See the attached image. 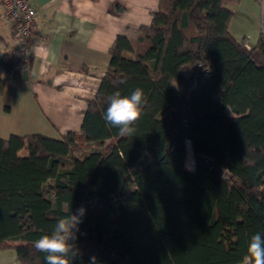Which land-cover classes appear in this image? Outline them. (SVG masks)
<instances>
[{"label": "trees", "instance_id": "trees-1", "mask_svg": "<svg viewBox=\"0 0 264 264\" xmlns=\"http://www.w3.org/2000/svg\"><path fill=\"white\" fill-rule=\"evenodd\" d=\"M226 1L159 0L135 43L119 35L79 133L0 139V250L46 264L34 241L84 206L74 264H242L264 236V33L239 42ZM18 63L0 60V95ZM136 88L147 102L121 136L107 97Z\"/></svg>", "mask_w": 264, "mask_h": 264}, {"label": "crops", "instance_id": "crops-1", "mask_svg": "<svg viewBox=\"0 0 264 264\" xmlns=\"http://www.w3.org/2000/svg\"><path fill=\"white\" fill-rule=\"evenodd\" d=\"M28 1L36 11V40L30 69L21 71L19 80L6 77L0 139L33 134L60 139L80 132L116 38L124 35L135 43L138 30L151 24L159 0ZM226 6L233 12L231 34L249 48L255 46L264 33V0H227ZM17 44L16 28L3 19L0 7V48ZM0 264L20 263L14 250H0Z\"/></svg>", "mask_w": 264, "mask_h": 264}, {"label": "clouds", "instance_id": "clouds-1", "mask_svg": "<svg viewBox=\"0 0 264 264\" xmlns=\"http://www.w3.org/2000/svg\"><path fill=\"white\" fill-rule=\"evenodd\" d=\"M107 100L108 106L102 117L105 123L117 128L121 136L133 135L135 122L140 119L147 102L143 90L136 88L130 95L116 91ZM85 215L84 206L77 208L69 216L57 219L50 234H44L34 241L36 251L45 254L46 264H74L80 255L75 242L79 239V226ZM88 264H97V257L90 256ZM242 264H264V236L261 233L251 236Z\"/></svg>", "mask_w": 264, "mask_h": 264}, {"label": "built area", "instance_id": "built-area-1", "mask_svg": "<svg viewBox=\"0 0 264 264\" xmlns=\"http://www.w3.org/2000/svg\"><path fill=\"white\" fill-rule=\"evenodd\" d=\"M0 7L3 19L16 28L18 43L17 46H10L7 49L0 48V60L8 55L19 62L17 70H29L32 45L36 40L34 29L36 11L28 0H0Z\"/></svg>", "mask_w": 264, "mask_h": 264}, {"label": "rangeland", "instance_id": "rangeland-1", "mask_svg": "<svg viewBox=\"0 0 264 264\" xmlns=\"http://www.w3.org/2000/svg\"><path fill=\"white\" fill-rule=\"evenodd\" d=\"M260 35V34H259ZM187 159H186V169H194L196 168V161L194 158V155L192 153V149H191V144L188 142L187 143ZM26 152H22V155H25ZM194 170H191V172H193Z\"/></svg>", "mask_w": 264, "mask_h": 264}, {"label": "water", "instance_id": "water-1", "mask_svg": "<svg viewBox=\"0 0 264 264\" xmlns=\"http://www.w3.org/2000/svg\"><path fill=\"white\" fill-rule=\"evenodd\" d=\"M197 160L202 165V167L206 170L210 169L212 166V161L207 159L206 157L199 156Z\"/></svg>", "mask_w": 264, "mask_h": 264}]
</instances>
